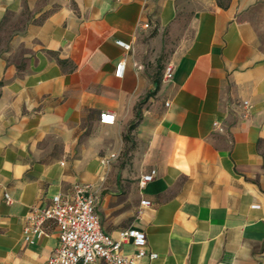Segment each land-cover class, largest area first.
Returning a JSON list of instances; mask_svg holds the SVG:
<instances>
[{
  "label": "crops",
  "instance_id": "crops-1",
  "mask_svg": "<svg viewBox=\"0 0 264 264\" xmlns=\"http://www.w3.org/2000/svg\"><path fill=\"white\" fill-rule=\"evenodd\" d=\"M254 1L0 0V264H47L57 226L29 242L26 214L77 182L104 232L144 231L157 256L137 264H264V48L243 18Z\"/></svg>",
  "mask_w": 264,
  "mask_h": 264
},
{
  "label": "built area",
  "instance_id": "built-area-1",
  "mask_svg": "<svg viewBox=\"0 0 264 264\" xmlns=\"http://www.w3.org/2000/svg\"><path fill=\"white\" fill-rule=\"evenodd\" d=\"M144 26H147L145 23ZM116 44L129 49L130 44L116 40ZM126 63L124 59L115 65V76L121 77ZM174 67L167 64L163 71V80H170ZM168 104V103H166ZM245 104L246 101H245ZM249 109V105H246ZM115 121V114L104 110L99 114L101 124L110 125ZM118 155L111 152L100 158L101 165L106 169L111 160ZM156 171L152 169L143 174L140 184L153 179ZM7 202L10 201L8 192L3 193ZM96 194L89 183H74L68 194H55L51 203L44 207H31L27 214V223L23 228L24 237L32 242L36 237L45 235V224L53 221L58 229L59 243L47 264H137L142 257L154 259L157 253L146 249V236L144 231L133 227L120 229L115 236L103 231L99 216L95 210ZM148 199H141V206H150ZM130 242L134 246L131 255L123 253V245Z\"/></svg>",
  "mask_w": 264,
  "mask_h": 264
},
{
  "label": "rangeland",
  "instance_id": "rangeland-1",
  "mask_svg": "<svg viewBox=\"0 0 264 264\" xmlns=\"http://www.w3.org/2000/svg\"><path fill=\"white\" fill-rule=\"evenodd\" d=\"M243 18L251 25L258 43L264 48V0H255L244 12Z\"/></svg>",
  "mask_w": 264,
  "mask_h": 264
},
{
  "label": "trees",
  "instance_id": "trees-1",
  "mask_svg": "<svg viewBox=\"0 0 264 264\" xmlns=\"http://www.w3.org/2000/svg\"><path fill=\"white\" fill-rule=\"evenodd\" d=\"M156 88H157V87H156ZM133 126H134V124L130 125V127H129V128L131 129Z\"/></svg>",
  "mask_w": 264,
  "mask_h": 264
}]
</instances>
